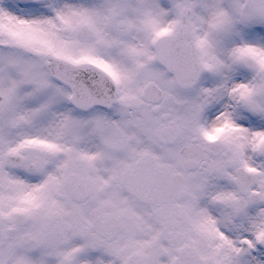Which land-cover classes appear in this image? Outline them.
Masks as SVG:
<instances>
[{
    "label": "snow or ice",
    "instance_id": "6c2138e0",
    "mask_svg": "<svg viewBox=\"0 0 264 264\" xmlns=\"http://www.w3.org/2000/svg\"><path fill=\"white\" fill-rule=\"evenodd\" d=\"M0 264H264V0H0Z\"/></svg>",
    "mask_w": 264,
    "mask_h": 264
}]
</instances>
